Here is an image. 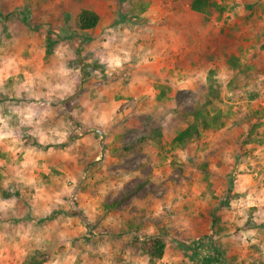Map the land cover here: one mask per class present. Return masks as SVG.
Returning a JSON list of instances; mask_svg holds the SVG:
<instances>
[{
    "label": "rangeland",
    "instance_id": "rangeland-1",
    "mask_svg": "<svg viewBox=\"0 0 264 264\" xmlns=\"http://www.w3.org/2000/svg\"><path fill=\"white\" fill-rule=\"evenodd\" d=\"M181 1L0 0V100L25 102L0 118L18 128L4 148L38 185L0 188V213L23 209L0 220V264H264V123L248 125L264 113V0H232L229 27L204 28L215 16L181 15ZM82 10L99 15L97 40ZM117 25L129 66L112 68L101 57ZM206 101L222 125L175 145ZM47 196L52 219L27 204L46 212ZM153 237L158 259L142 248Z\"/></svg>",
    "mask_w": 264,
    "mask_h": 264
},
{
    "label": "crops",
    "instance_id": "crops-1",
    "mask_svg": "<svg viewBox=\"0 0 264 264\" xmlns=\"http://www.w3.org/2000/svg\"><path fill=\"white\" fill-rule=\"evenodd\" d=\"M192 1L193 0H187V3L186 4H184L182 1H181V3L178 2L180 4V6L177 3H175V10L178 11V13L181 14V15L183 14V10L184 9H185V12H187V14H189V15H196V16L203 15V14H200V13H197V12H194V11L191 10L190 5H191V2ZM213 1H216L218 4H220L222 7L225 8V10H224V12L222 14L221 19L218 20L217 17L213 14L212 16H215V17H212L209 20H206L205 22H203V21H202V23L200 22V24H198L199 25L198 27L204 28L205 27L204 25H208V24L211 25V26H213L214 23L216 24L217 21L218 22L220 21L221 24L228 25V27H229V22H230L229 15L230 14L229 13L225 14V12L228 11V7L232 5V3H231L232 0H225L224 2H223V0H213ZM260 2L261 1H259V3ZM240 3L241 4L243 3L245 5L246 4L247 5L250 4L248 1H245V0L244 1L240 0ZM149 22H150V20H149ZM146 24L147 23L145 21V24L142 27L143 28L144 27H148L149 24L148 25H146ZM97 27L98 26H96V29H94V32H93V34L96 36V40L98 38L97 36L100 35V32L102 31V28H103V27H98V29H97ZM117 28H118V25L115 27V29L114 28L108 29L111 32L109 34L106 31L107 32L106 34L109 35V37H110L109 40L107 41L108 44H106V45H109L110 44L109 47H106V45L103 44L102 41H100L101 44H103V46L105 45V47H106V49L103 51L104 54H103V56L101 58H102V60H106L107 63L109 64V67H112V68H113V65L112 64H114V65L120 64V66H123V67L129 66V65H124L126 63L125 62H122L123 60L128 59V56H125V54H126V51L125 50H122L121 48H119V45L122 43V41H117L116 40L117 38H119V35L118 34H120L119 31L118 32L116 31ZM88 32L92 33V31H88ZM99 38L101 39V38H103V36L101 35ZM130 38H134L132 40H134L137 43L138 40L141 39V38H142V41H143V34L142 35H139V33H134V34H131ZM194 38H196V36ZM137 46L142 47V48H146V46L143 43H141V44L138 43ZM143 50L144 49H142L140 51H143ZM103 52H100V55H102ZM145 58H152L151 53H147L145 55ZM81 66H83L82 58H81V61L79 63V67L80 68L78 70L81 69ZM11 92H16V88L14 87L11 90ZM14 97H16V95H14ZM5 103L6 102L0 103V105L2 106V110L0 109V118L1 117L4 118V117H8V116H11V117L17 116L18 118H21V115H20L21 114L20 107L22 106L23 103H25L24 101H19V100H17V101L16 100L10 101L9 104H14V107L12 109L9 108L7 111H4V106H6ZM15 104H18L19 105L18 106L19 107V110H17V107L15 106ZM64 105H65L64 102H62L60 104V107L63 108ZM10 131L12 133H17L18 132V128H17L16 124L7 123V125L5 126V128H4L3 125H2V127H0V136H4L5 137L3 140H0V152H1V156H0V173H2V175L4 174L3 176L5 177V178L0 179V188H17V189H23V188H34V187H37L38 186L37 183H36V185H34L33 183H31V181L29 179L27 181H23V180L21 181L20 179L16 178V176H19L21 174L20 172L23 173V171L25 169L27 170L28 173H32L34 171V169H32L31 166L30 167L29 166H22L21 164L18 165V166H20V168L18 166H14L13 165L14 163H16V159H17L16 153H14V152L13 153H8L9 152L8 151L9 149L8 148L7 149L4 148V147H6V141H8L10 139H14L15 140V138L13 136H11V135L8 136L10 134L8 132H10ZM243 176H245V175H243ZM27 178H29V176H27ZM1 197H2V194L0 196V200H5L6 201L7 197L6 198H1ZM9 199H10V201L11 200H14V201H12V203L15 202V200H16L17 202H20L21 204H24L23 201L19 197L17 198L16 193H15V195L10 196ZM36 200H37L36 197L35 198L34 197L33 198H30V200H28L27 204L30 206V208H29L30 212L33 211L36 215H38V214L41 213L42 214V217L48 215L49 216L48 219H52V217L55 216L54 210H56V208L54 207L55 206L54 203H52V200H53L52 197L47 196L48 202H45V205H46L45 207L47 209L46 212L43 211V209H39L38 208ZM17 204L18 203H16V207H18ZM47 204H49V206H47ZM36 208H38L39 211H36ZM29 210H28V212H29ZM22 213H23V209L22 208L19 209V210L18 209L17 210H14V211L13 210L10 211V209H9V212H7L5 210L4 214L2 212L0 213V220L2 219V220H5V221H7V220H10V221L11 220L12 221H15L16 220L17 221L22 216ZM5 223H7V222H5Z\"/></svg>",
    "mask_w": 264,
    "mask_h": 264
},
{
    "label": "trees",
    "instance_id": "trees-1",
    "mask_svg": "<svg viewBox=\"0 0 264 264\" xmlns=\"http://www.w3.org/2000/svg\"><path fill=\"white\" fill-rule=\"evenodd\" d=\"M190 8L192 11L200 14L209 16H212L214 14L218 20L221 19L222 14L225 10L224 7L213 0H193L191 2ZM98 22L99 15L96 12L91 10H82L78 15L77 27L80 31L91 30L97 26ZM226 60L231 69L235 70L237 68L236 59L233 56H228ZM9 98H6L4 95H2L0 103L6 102L5 104H8L10 101H13L11 99L10 101H7ZM208 104L209 101H206L203 105L198 106L192 111L191 115L193 118V122L185 129L176 134V136L172 140L175 145L183 146L190 141L199 139L202 130L218 129L222 125V123H219L220 121L218 114L209 116L208 112L204 111L205 107ZM4 111H7L6 108L4 109ZM263 120L264 113L260 114L259 112L255 111L248 122L250 136L259 126L263 125ZM160 135V132L156 130L152 131L149 137L151 139L157 140L160 138ZM204 181H207V179H204ZM142 248L144 253L147 254L150 259H158L161 258L164 254L165 244L159 237L147 238L143 242Z\"/></svg>",
    "mask_w": 264,
    "mask_h": 264
},
{
    "label": "clouds",
    "instance_id": "clouds-1",
    "mask_svg": "<svg viewBox=\"0 0 264 264\" xmlns=\"http://www.w3.org/2000/svg\"><path fill=\"white\" fill-rule=\"evenodd\" d=\"M5 137L4 136H0V140H3Z\"/></svg>",
    "mask_w": 264,
    "mask_h": 264
}]
</instances>
